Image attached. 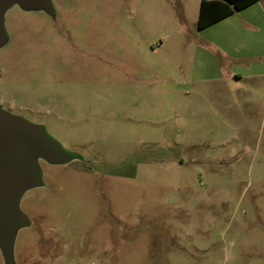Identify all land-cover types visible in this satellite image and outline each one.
Segmentation results:
<instances>
[{
  "label": "rangeland",
  "instance_id": "374dc122",
  "mask_svg": "<svg viewBox=\"0 0 264 264\" xmlns=\"http://www.w3.org/2000/svg\"><path fill=\"white\" fill-rule=\"evenodd\" d=\"M199 3L2 4L0 109L66 160L26 155L0 264H264L260 58Z\"/></svg>",
  "mask_w": 264,
  "mask_h": 264
},
{
  "label": "water",
  "instance_id": "95a60500",
  "mask_svg": "<svg viewBox=\"0 0 264 264\" xmlns=\"http://www.w3.org/2000/svg\"><path fill=\"white\" fill-rule=\"evenodd\" d=\"M6 0H0V7ZM34 6L46 0H21ZM0 29V38H1ZM27 154H37L51 162H63L66 157L38 128L29 126L0 109V238L7 250L15 226L20 220L16 208L19 191L39 179L36 164Z\"/></svg>",
  "mask_w": 264,
  "mask_h": 264
},
{
  "label": "crops",
  "instance_id": "0c3cea01",
  "mask_svg": "<svg viewBox=\"0 0 264 264\" xmlns=\"http://www.w3.org/2000/svg\"><path fill=\"white\" fill-rule=\"evenodd\" d=\"M263 3L264 0H259L254 4L215 23H226L229 24L228 26H232V30L229 33L235 36L237 49L240 47L243 50V52H239L241 55L248 57L251 56L253 58H257V60L260 58V62H255L252 65L250 64V68H246L247 73L242 74L239 70L232 72L235 77H238L237 79H242L243 77L264 79V62H261V58L264 57ZM212 25L200 31H203ZM158 47L159 45H156L155 49Z\"/></svg>",
  "mask_w": 264,
  "mask_h": 264
},
{
  "label": "trees",
  "instance_id": "16d2710c",
  "mask_svg": "<svg viewBox=\"0 0 264 264\" xmlns=\"http://www.w3.org/2000/svg\"><path fill=\"white\" fill-rule=\"evenodd\" d=\"M257 1L259 0H201L196 29L200 31Z\"/></svg>",
  "mask_w": 264,
  "mask_h": 264
},
{
  "label": "flooded vegetation",
  "instance_id": "af4514ba",
  "mask_svg": "<svg viewBox=\"0 0 264 264\" xmlns=\"http://www.w3.org/2000/svg\"><path fill=\"white\" fill-rule=\"evenodd\" d=\"M43 159H45L44 157H42ZM48 161V160H47Z\"/></svg>",
  "mask_w": 264,
  "mask_h": 264
}]
</instances>
